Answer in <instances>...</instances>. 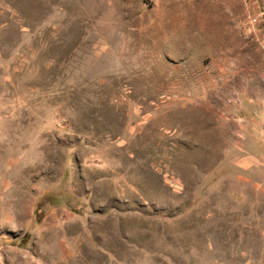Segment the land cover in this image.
I'll return each instance as SVG.
<instances>
[{
  "label": "rangeland",
  "instance_id": "374dc122",
  "mask_svg": "<svg viewBox=\"0 0 264 264\" xmlns=\"http://www.w3.org/2000/svg\"><path fill=\"white\" fill-rule=\"evenodd\" d=\"M0 264H264V0H0Z\"/></svg>",
  "mask_w": 264,
  "mask_h": 264
}]
</instances>
